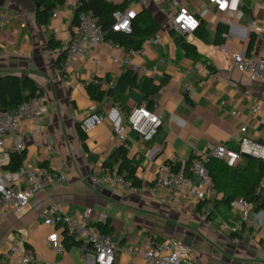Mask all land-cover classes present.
<instances>
[{"label": "crops", "instance_id": "1", "mask_svg": "<svg viewBox=\"0 0 264 264\" xmlns=\"http://www.w3.org/2000/svg\"><path fill=\"white\" fill-rule=\"evenodd\" d=\"M138 2L130 0L127 7H134L137 12L144 5L159 23L160 45L150 47L146 56L136 57L134 62L163 60L151 78L156 83L164 78L165 82L153 97L150 109L161 116L162 124L144 138L127 129L122 144L115 140L114 128L126 123V114L117 110L107 97L100 101L91 99L87 85L94 76L102 81L106 76L115 80L126 67L111 64L106 50L93 49L100 61L97 68L88 60L75 59L62 79L56 61L70 38L72 6L63 3L55 7L56 17L50 16L46 25H40L32 1L0 0V14L8 18L6 26L0 29V78L7 75L32 78L48 103V111L37 126L22 122L17 129L24 153L22 165L28 169L43 165L66 177L64 184L49 185L34 197L43 205L57 204L62 212L91 208L94 220L103 224L118 244L144 249L147 241L172 238L192 250L195 264H264L261 246L264 209L252 210L247 221L241 223L235 218L234 210L208 202L201 208V212L210 214L208 226L191 199L183 198L178 204L170 205L164 192L151 194L147 189L160 166L168 167L170 162L183 164L193 150H202L208 143L236 147L243 136L264 143V84L252 82L238 72L229 57L232 51H246L251 38L254 40L251 50L261 52L262 42L251 24L264 27V0L241 1V16L234 17L232 23H224L228 32L220 45L205 43L193 33L184 36L196 47L201 55L199 59L185 57L171 36H165L166 31L169 33L167 17L158 12L152 0L145 4ZM204 3V0H188V8L196 13ZM164 7L167 10L168 4ZM219 17L210 9L203 19L209 33L214 32L218 23H223ZM49 37L57 43L53 47L49 45ZM139 102L130 91L127 104L131 107ZM256 104L260 108L253 112ZM92 111L101 114L103 121L84 132L80 128L81 119ZM242 126H246L244 133L239 132ZM120 145L126 147L127 157L136 165L141 194L129 187L90 181L94 169L117 168L110 155ZM4 147L0 159L7 161L8 152L13 149L9 139ZM106 163L110 166H104ZM243 163L242 158L236 166ZM100 214L104 217L97 221ZM222 222L237 227V241L227 231L219 230ZM51 232L62 240L64 253L60 256L46 240ZM62 232L59 226L47 225L30 206L19 214L0 218V264H19L8 255L15 240L36 263L83 264L79 246L69 238L63 241ZM142 263L140 256L123 252L115 255L114 264Z\"/></svg>", "mask_w": 264, "mask_h": 264}, {"label": "built area", "instance_id": "2", "mask_svg": "<svg viewBox=\"0 0 264 264\" xmlns=\"http://www.w3.org/2000/svg\"><path fill=\"white\" fill-rule=\"evenodd\" d=\"M149 1L151 0H139L143 4ZM204 1L205 3L200 5L197 12L194 13L188 8V0H152L158 12L167 17V28L181 35L192 33L198 27L200 20L205 19L210 9L220 16L219 21L223 23H232L234 17L239 18L241 16L240 4L242 0ZM63 3L72 6L73 10L77 6V0H64ZM165 4H168L167 10L164 7ZM135 15L134 7L113 12L114 22L111 30L128 33L130 22ZM51 17H56L55 8L51 12ZM7 23V16L1 13L0 29L4 28ZM251 29L262 42L261 52L256 53L251 50L247 53L244 50H237L230 52L229 57L233 67L238 72L245 74L252 82L264 84V27L251 24ZM160 42L161 35L158 29L153 36L146 38L139 48L125 50L118 42L106 36L90 10L82 11L77 17L76 30L70 34L58 73L62 79H65V72L70 68L71 61L75 59L88 60L97 68L100 61L93 53V49H104L111 64H121L140 75L151 77L157 73L159 62L161 63L163 60L159 59L155 63H135L134 58L146 56L148 49L159 46ZM91 81L99 83L103 87H109L112 84V82L102 81L96 76L92 77ZM115 107L120 110L118 106L115 105ZM259 108L260 105L256 104L253 112ZM47 111L48 103L46 97L41 93L31 95L10 110H0V150H5V140L9 139L12 150L21 151L22 141L17 135L18 127L22 122L37 126L38 121ZM102 121L103 116L92 111L81 119L80 128L87 132ZM161 124L160 115L151 112L145 105H135L127 114L126 123L114 128V138L123 144L127 129L144 138L152 134ZM245 131L246 126L239 129L240 133ZM192 156L188 175L183 170L174 172L169 167L160 166L147 188L148 191L151 194L164 192L170 205L178 204L183 198H189L197 204L202 200L217 197L219 194L208 174L206 163L214 158L226 166L234 167L243 157L264 162V143L243 136L237 149L230 148L224 143H208L202 150H193ZM5 163V160L0 159V218L8 214H19L30 206L44 218L47 225L53 228L61 227L68 236L77 242L83 264H114L115 255L118 252L140 256L142 264H195L192 250L172 238L159 242L147 241L144 249L128 243L118 244L108 233L100 230L96 220L92 217L91 208L62 212L55 203L43 205L39 199L34 197L35 193L42 191L49 185L64 184L66 182L65 175L44 166L28 169L21 165L14 171L4 170L2 165ZM89 177L93 184L129 187L137 194L142 193L141 187L131 186L127 183L117 173L116 168L94 169ZM256 191L264 192V176L260 178ZM230 206L239 215L240 221L243 223L247 221L253 210V205L242 197L234 198ZM103 217L100 214L97 221H101ZM200 217L206 225H210L206 212L200 214ZM219 230L227 231L235 241L238 240L236 226L222 222ZM46 240L57 256L64 253L61 238L55 232H51ZM261 246L264 248V241ZM8 255L15 258L19 264H54L48 261L36 263L35 258L30 253L20 249L17 240L10 246Z\"/></svg>", "mask_w": 264, "mask_h": 264}, {"label": "trees", "instance_id": "3", "mask_svg": "<svg viewBox=\"0 0 264 264\" xmlns=\"http://www.w3.org/2000/svg\"><path fill=\"white\" fill-rule=\"evenodd\" d=\"M36 7L35 18L38 24L46 25L49 22L53 8L62 5L64 0H30ZM130 0H123L120 3H114L110 0H77V6L73 10L71 18L70 33H74L77 27V17L80 12L90 10L96 18L97 24L105 32L107 37L112 38L123 46L125 50L137 49L143 41L153 36L159 28L158 21L153 17L151 12L142 5L136 12V15L130 22V31L128 33L115 32L111 30L114 22L113 12L123 11L126 9ZM228 32V26L224 23H218L214 32L211 34L205 27L204 20H200L198 27L192 32L193 36L205 43L220 45ZM169 34L176 47H178L185 57L199 59L201 55L197 52L196 47L186 41L184 35L176 33L169 29ZM253 38L250 39L246 52L249 53L253 46ZM49 37V45H56ZM65 51L56 61V67L59 68L64 58ZM105 81L112 82L111 86L103 87L99 83L90 82L87 85V93L91 99L100 101L104 97L112 100V102L120 108L127 116L133 106L127 104L128 93L133 91L142 105L149 102L148 109L153 105V97L164 84L165 79L161 78L157 83L153 78L140 75L128 68L122 71L120 75L111 80L106 76ZM41 93L35 81L28 76L7 75L0 78V110H10L17 104L26 100L33 94ZM134 105V106H135ZM228 146V145H227ZM230 147V146H228ZM237 149L236 147H230ZM192 155L183 163L170 162L168 167L171 171L183 170L188 175ZM24 158L23 151H9L7 161L2 165L4 170L14 171L22 165ZM110 159L117 163V173L129 183L131 186H139V180L135 175L136 165L127 157V150L124 145H120L111 155ZM244 163L242 166L229 167L217 159H210L206 163L208 174L210 175L214 187L220 198L214 197L202 200L196 204L197 212L202 214L201 208L204 204L210 202L216 205H223L227 210H233L230 206L231 201L236 197H242L247 202L253 205V210L264 209V192H257V186L261 177L264 176V162L258 161L250 157H243ZM43 166V165H41ZM110 166V163L104 164ZM228 187V188H227ZM228 189L230 190L228 192ZM212 209L211 212L212 213ZM210 214H207L209 217ZM235 218L240 221L239 215L236 213ZM241 222V221H240ZM243 223V222H241ZM101 231H105V226L97 223ZM238 233V232H237ZM63 241L70 239L71 236L63 230ZM62 242V240H61ZM78 245V244H77Z\"/></svg>", "mask_w": 264, "mask_h": 264}, {"label": "water", "instance_id": "4", "mask_svg": "<svg viewBox=\"0 0 264 264\" xmlns=\"http://www.w3.org/2000/svg\"><path fill=\"white\" fill-rule=\"evenodd\" d=\"M36 7H37V5H35ZM184 36H186V34H184ZM148 106H149V102H147L146 104H145V107L146 108H148ZM258 161H261V160H258Z\"/></svg>", "mask_w": 264, "mask_h": 264}, {"label": "rangeland", "instance_id": "5", "mask_svg": "<svg viewBox=\"0 0 264 264\" xmlns=\"http://www.w3.org/2000/svg\"><path fill=\"white\" fill-rule=\"evenodd\" d=\"M165 36L167 37V38H170V35H169V33L166 31L165 32Z\"/></svg>", "mask_w": 264, "mask_h": 264}]
</instances>
